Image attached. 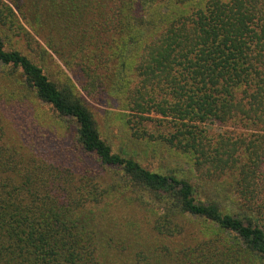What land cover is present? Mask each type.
Here are the masks:
<instances>
[{"label":"trees","instance_id":"16d2710c","mask_svg":"<svg viewBox=\"0 0 264 264\" xmlns=\"http://www.w3.org/2000/svg\"><path fill=\"white\" fill-rule=\"evenodd\" d=\"M55 57L194 179L114 153ZM0 70V264H264V0H0ZM27 91L100 170L12 138Z\"/></svg>","mask_w":264,"mask_h":264},{"label":"rangeland","instance_id":"374dc122","mask_svg":"<svg viewBox=\"0 0 264 264\" xmlns=\"http://www.w3.org/2000/svg\"><path fill=\"white\" fill-rule=\"evenodd\" d=\"M16 40L19 38L16 37L13 44L19 46L25 54H29L25 42L20 41V44ZM46 62L54 80L65 79L67 76L72 78L80 96L82 95L85 104L94 115L102 139L111 146L114 153L133 158L143 167L153 171L163 174L176 173L180 178L188 176L191 180L194 179V175H191L190 165L186 163L185 159H181L159 141L156 142L144 136H135L134 131L126 123L123 110L107 94L97 90L87 95L82 91L81 85L84 83V78L81 73H78L77 68L64 67L62 61L57 57L49 58ZM2 84H0V89L3 92ZM17 90L19 89L17 88ZM17 92L19 94V91ZM18 94L16 96L6 94L4 99L7 106L11 107L9 108L10 112L5 116L8 119L12 138H22V142L25 143L31 139L39 138L35 142V147L43 158L56 162L57 157L50 158L54 152L61 154L66 162L86 166L88 170L92 171L100 170L96 158L87 156L79 150L75 123L53 113L48 106L37 100L33 92L27 91L21 93L23 95ZM212 129L215 132L220 130L218 126H213ZM158 130L154 125L148 129L155 134ZM207 186L209 187L208 184L203 185L199 197L203 199L205 191L226 205L225 196L214 187H209V190Z\"/></svg>","mask_w":264,"mask_h":264}]
</instances>
